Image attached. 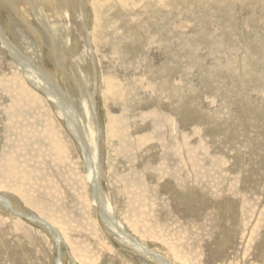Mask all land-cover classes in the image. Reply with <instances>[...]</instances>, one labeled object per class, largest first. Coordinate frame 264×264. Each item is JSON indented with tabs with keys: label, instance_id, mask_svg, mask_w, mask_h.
<instances>
[{
	"label": "rangeland",
	"instance_id": "obj_1",
	"mask_svg": "<svg viewBox=\"0 0 264 264\" xmlns=\"http://www.w3.org/2000/svg\"><path fill=\"white\" fill-rule=\"evenodd\" d=\"M12 3L0 87L43 100L67 163L0 91V264H264V0Z\"/></svg>",
	"mask_w": 264,
	"mask_h": 264
},
{
	"label": "bare ground",
	"instance_id": "obj_2",
	"mask_svg": "<svg viewBox=\"0 0 264 264\" xmlns=\"http://www.w3.org/2000/svg\"><path fill=\"white\" fill-rule=\"evenodd\" d=\"M17 2V1H16ZM25 2V1H24ZM29 2V1H28ZM13 3H12V0H6V2H4L3 0H0V5L3 6H11ZM29 4V3H28ZM16 5V4H14ZM46 6V5H45ZM49 6V5H48ZM4 7V6H3ZM14 7V6H13ZM36 9V8H35ZM15 12V10H14ZM37 15V14H36ZM39 16V15H37ZM26 19V17H25ZM111 37V36H110ZM116 39V38H115ZM0 41L4 44V45H8L6 47H9L10 49L11 48H14V44H10L6 41V37H5V33H4V30H2V28H0ZM1 43V44H2ZM15 49L16 46H15ZM13 50V49H12ZM18 50V49H17ZM15 52H17L16 50H13ZM19 52V51H18ZM13 53V52H12ZM11 53V54H12ZM22 54V53H21ZM20 55V54H19ZM24 59V58H23ZM24 61V60H23ZM26 64V71L25 72V76L27 77V80H29L31 83H34V84H42L44 83L45 81V78H43V76H41L38 72V70L36 71V68L33 67V64L32 62L28 61V62H25ZM24 64V65H25ZM146 67V66H145ZM18 75V74H17ZM16 74L12 73V79L10 81H8L7 83H5V80L1 81V87H0V91L1 93L3 94V96L5 97L6 93L8 95H10L12 97V101L14 102L11 106V110L12 111V116H11V119H10V125L11 126V131L15 134H17L16 136L20 139H28L29 137H31V140L35 139L37 140V135L36 134H40L41 135V138L42 140H44L47 145H49L50 147V152L53 156H56V157H52L50 155H48L47 153H45L41 148H38V145L36 146L35 149L38 148V153H44L46 154L47 156H45L47 158V165L50 164L51 167L55 166L56 164L59 163L60 159L63 161V163H67V157L65 156V152H64V156L63 155H60L61 153H63V151L61 152V148L58 146V143L57 141L60 140L62 137L59 135L58 131L56 130V127H54V124H52V122L50 121V124H51V128L50 130H46L48 128H43V127H38V123H37V120L38 118H42V117H45L46 118V114L49 113L50 111L47 110V108H44L43 106H45V103L43 102V100H41L40 98H37L35 97L28 89L27 87L21 85L18 79V76ZM41 77H40V76ZM168 76V75H167ZM40 77V78H39ZM21 81V79H20ZM23 81V80H22ZM247 81V80H246ZM47 82V81H46ZM43 85V84H42ZM28 86V85H27ZM41 86V85H40ZM29 87V86H28ZM48 87V86H46ZM57 87V86H56ZM44 91H46L48 93V97L51 99V101L53 102L54 100L58 101V98H57V94H55L54 92H52L51 90H49L48 88L47 89H44ZM10 97V98H11ZM9 98V97H8ZM66 104V103H65ZM61 105V104H59ZM61 109V108H60ZM66 109V108H65ZM71 109V108H70ZM69 110V109H68ZM9 113H10V110H9ZM65 114V113H64ZM5 119V118H4ZM44 119V118H43ZM42 119V120H43ZM68 120V119H67ZM47 122V121H46ZM69 123V122H68ZM49 124V125H50ZM8 125V123H7ZM6 125V126H7ZM47 125V123H46ZM33 127V128H32ZM78 127V125H77ZM7 128V127H6ZM77 134V133H76ZM114 134V133H113ZM39 139V138H38ZM31 140H27V141H30L32 143H35L34 141H31ZM41 140V139H40ZM41 140V141H42ZM63 140V139H61ZM42 141V142H44ZM29 142V143H30ZM22 143V142H20ZM63 143L64 140H63ZM18 144V143H17ZM40 144V142H39ZM45 144V143H44ZM66 144V143H65ZM13 145V144H12ZM20 145V144H19ZM23 145V144H22ZM33 145V144H32ZM42 145V144H41ZM17 147V146H16ZM15 148V147H14ZM32 148V147H31ZM13 148L9 147V149L7 151H11L12 152ZM46 150V149H45ZM63 150V149H62ZM36 151V152H37ZM66 151V150H65ZM47 152V151H46ZM6 153V152H5ZM8 153V152H7ZM22 153V152H21ZM17 154V151L15 154L13 155H16ZM23 154H24V151H23ZM38 156V154H37ZM42 156V155H40ZM7 157V158H6ZM66 157V158H65ZM6 159H8L9 157L8 156H5ZM17 158V157H16ZM42 158V157H41ZM2 161V162H5V160ZM24 159V158H23ZM44 159V158H43ZM13 160V159H12ZM17 160V159H16ZM7 161V160H6ZM27 161V160H26ZM60 161V162H62ZM9 162V160L7 161ZM12 163V162H11ZM42 163V162H41ZM64 163V164H65ZM4 164V163H3ZM7 164V163H6ZM5 165V164H4ZM9 165V164H8ZM24 165V164H23ZM23 165H21V169H22V173H24V176L23 178H21V185L20 183H18V186L16 187L17 190H19L21 193H22V187L23 185H25V183L23 184V180H24V177H25V180L27 179L28 176H30L31 172L28 170V171H25L23 169ZM45 165V164H44ZM3 166V165H2ZM56 167V166H55ZM31 169V168H30ZM38 171V170H37ZM99 172V171H98ZM98 172L97 171H93L92 170V173H90V176L91 174L93 175L94 177V180H95V184H96V187H97V179L95 177V174L98 175ZM37 177L39 178L40 177V174H36L35 175V179H37ZM98 178V177H97ZM28 180V179H27ZM26 182V181H25ZM27 183V182H26ZM23 184V185H22ZM94 184V183H93ZM17 185V184H16ZM27 185V184H26ZM33 186V185H32ZM24 188V187H23ZM26 188H28V186H26ZM24 190L27 191L29 189H25ZM101 190V189H100ZM99 191V190H98ZM18 192V191H17ZM19 193V192H18ZM98 193V192H97ZM101 204L104 206V210H103V220H105L109 226H110V223L113 224L112 220H109V218L106 216L108 215L107 213V204L103 201H100ZM6 205H8L11 209V204L10 203H5ZM5 206V205H4ZM13 207V205H12ZM14 209V208H12ZM18 215V214H17ZM21 215V214H19ZM18 215V216H19ZM40 221V220H39ZM50 221V220H49ZM111 221V222H110ZM118 222V221H116ZM115 231L116 233H118V235L124 237V238H128L127 235L124 234V232L121 230V229H118V226H115ZM118 229V230H117ZM121 230V231H120ZM130 239V238H129ZM127 239V240H129ZM130 241V240H129ZM132 241V240H131ZM130 241V242H131ZM133 242V241H132ZM134 246H137V248L139 249V246L138 245H135L133 244ZM141 248V246H140ZM143 249V248H142ZM143 251V250H142ZM145 251V249H144ZM10 252V251H9ZM150 256V255H149ZM154 259V258H153ZM58 260V264H62L61 262V259L60 257L57 259ZM165 261V260H164ZM162 264H167V263H164V262H161Z\"/></svg>",
	"mask_w": 264,
	"mask_h": 264
}]
</instances>
